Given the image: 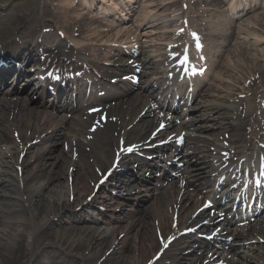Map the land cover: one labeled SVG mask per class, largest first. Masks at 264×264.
Returning a JSON list of instances; mask_svg holds the SVG:
<instances>
[{
	"label": "bare ground",
	"instance_id": "1",
	"mask_svg": "<svg viewBox=\"0 0 264 264\" xmlns=\"http://www.w3.org/2000/svg\"><path fill=\"white\" fill-rule=\"evenodd\" d=\"M54 1L57 0H0V49L17 50L18 44L23 40L24 44L20 43L21 49L27 51L33 48L32 59L36 60L37 54L52 52L54 46L68 47L73 43L79 45V50L69 46L68 54H59L60 64L70 75L84 70L85 76L91 77L93 72L88 70L86 58L90 49L84 42L98 43L104 48L115 50L117 44L129 40L126 34L121 32L108 36L111 22L105 24V29L94 27L93 24L97 20L91 13L79 15L77 22L67 21L64 17L67 13L62 3H70L68 8L73 12L77 7L76 0H59L57 4H54ZM262 1L264 2L238 0L234 8L245 11L261 6ZM14 5L20 6V10L10 18L24 26L7 29L3 27V13ZM122 5L131 11L124 15L126 20L123 16L120 17V21L125 23L135 17L136 10L128 4ZM50 6L53 7L49 8ZM83 12L88 11L85 9ZM208 13L214 14L212 10ZM150 18L149 16L148 20L145 17L143 20L134 21V31L137 35L132 33L131 36L136 39L140 35L143 38L148 36L146 42H153L152 48L161 52L164 50V43L167 45L171 40L173 32L165 31L169 34H162L163 31H146L138 34L140 29L152 27L147 25ZM254 21L251 22L253 26L250 28L238 26L233 33L230 32L231 27H237L230 24H226L221 33H209L212 38L208 40V44L219 48L220 53L222 46L231 45L228 73L224 77L216 76L199 102L180 113V119L189 118V121L180 126L171 122L167 133L179 134L185 130L188 135L184 150L172 151L171 145L165 147L168 151L167 160L180 156L179 161L185 164L178 172L186 177L188 184L180 188L177 178L172 181L166 199L167 212L155 218L158 231L147 221L138 228L128 224L120 230H101L100 227L84 226L56 227L57 218L61 225L66 222V214L72 209L79 206V210L87 209L89 197L104 201L105 186L97 191L93 186L98 179L97 172L109 167L118 137L129 138L135 142L145 139L148 127L147 113L140 118L129 115L128 112L119 115V123L103 132L94 150L86 153L79 145L80 135L85 129L81 126L84 115L75 116L70 125L67 116L56 111L55 102H46L41 94L37 99L30 97L28 104L6 101L0 108V264H58L57 261L53 263V260L65 261L68 264H147L163 248L157 236H164L171 231L178 234L184 227L185 218L190 214L192 218V213L204 203V190L201 186L203 176L190 169L186 160L187 151L203 146V136L208 131L250 127L254 134H259L264 130V124L263 128H260L255 113L264 101V12L255 16ZM56 25L60 26L68 41L59 37ZM76 26L79 27L75 28ZM48 28L50 31L46 33ZM153 33L161 35L155 37ZM18 37L19 41L16 40ZM260 45H263V48L258 49L257 46ZM210 61L208 63H211V68L208 71L212 72L215 65ZM228 77L232 82L229 90L222 96L216 94L215 91L220 90L219 86ZM75 81L82 83L84 79ZM247 81L250 83L246 84ZM241 94L246 97L240 98ZM62 107L68 108V105L63 104ZM205 121H212L213 124L206 125ZM89 122L87 120L86 124ZM130 125L132 127L128 129ZM64 127L70 128L72 135H68ZM35 140L39 142L35 143ZM61 143L69 145L68 152L77 148L79 156L73 157L68 152L63 154ZM233 143L238 144V141ZM12 145L14 148H11ZM127 159L128 163L132 160L138 162L140 171L144 167L153 168L161 162L160 159L145 161L133 156H128ZM106 185H112L111 181H107ZM174 204L179 205L178 227L170 224L169 207ZM77 214L73 215L75 219ZM198 217L189 226H193ZM243 236V232H240L230 244L231 258L225 260L227 264H264V243L260 241L264 239V235H251L241 239ZM195 240V236L184 238L190 251L188 255L195 251L194 244L191 243ZM239 242H242L241 246L237 245ZM190 261L192 260L188 259L185 264Z\"/></svg>",
	"mask_w": 264,
	"mask_h": 264
},
{
	"label": "snow or ice",
	"instance_id": "2",
	"mask_svg": "<svg viewBox=\"0 0 264 264\" xmlns=\"http://www.w3.org/2000/svg\"><path fill=\"white\" fill-rule=\"evenodd\" d=\"M185 59H187V58H185ZM131 150H132L131 148L128 149V151H131Z\"/></svg>",
	"mask_w": 264,
	"mask_h": 264
},
{
	"label": "rangeland",
	"instance_id": "3",
	"mask_svg": "<svg viewBox=\"0 0 264 264\" xmlns=\"http://www.w3.org/2000/svg\"><path fill=\"white\" fill-rule=\"evenodd\" d=\"M58 226V224L56 223V227Z\"/></svg>",
	"mask_w": 264,
	"mask_h": 264
}]
</instances>
